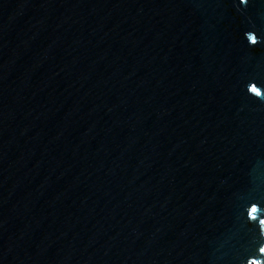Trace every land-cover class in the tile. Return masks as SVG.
I'll list each match as a JSON object with an SVG mask.
<instances>
[{
    "label": "water",
    "instance_id": "obj_1",
    "mask_svg": "<svg viewBox=\"0 0 264 264\" xmlns=\"http://www.w3.org/2000/svg\"><path fill=\"white\" fill-rule=\"evenodd\" d=\"M264 0H0V264H264Z\"/></svg>",
    "mask_w": 264,
    "mask_h": 264
},
{
    "label": "snow or ice",
    "instance_id": "obj_2",
    "mask_svg": "<svg viewBox=\"0 0 264 264\" xmlns=\"http://www.w3.org/2000/svg\"><path fill=\"white\" fill-rule=\"evenodd\" d=\"M261 223H264V221H261ZM262 251H264V249H262Z\"/></svg>",
    "mask_w": 264,
    "mask_h": 264
}]
</instances>
